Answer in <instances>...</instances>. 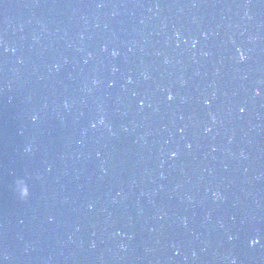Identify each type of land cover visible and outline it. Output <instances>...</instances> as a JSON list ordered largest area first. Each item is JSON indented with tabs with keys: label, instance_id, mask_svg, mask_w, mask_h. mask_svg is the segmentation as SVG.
Here are the masks:
<instances>
[{
	"label": "water",
	"instance_id": "obj_1",
	"mask_svg": "<svg viewBox=\"0 0 264 264\" xmlns=\"http://www.w3.org/2000/svg\"><path fill=\"white\" fill-rule=\"evenodd\" d=\"M0 264H264V0H0Z\"/></svg>",
	"mask_w": 264,
	"mask_h": 264
},
{
	"label": "clouds",
	"instance_id": "obj_2",
	"mask_svg": "<svg viewBox=\"0 0 264 264\" xmlns=\"http://www.w3.org/2000/svg\"><path fill=\"white\" fill-rule=\"evenodd\" d=\"M17 192L20 195L21 199H26L29 195V192L27 190V188L20 182H17V186H16Z\"/></svg>",
	"mask_w": 264,
	"mask_h": 264
},
{
	"label": "snow or ice",
	"instance_id": "obj_3",
	"mask_svg": "<svg viewBox=\"0 0 264 264\" xmlns=\"http://www.w3.org/2000/svg\"><path fill=\"white\" fill-rule=\"evenodd\" d=\"M240 58H241V60H243V59H244V57H243L242 55H241V57H240ZM168 99H169V100H171V99H172V96H171V95H169V96H168ZM240 111H241V112H243V111H244V109H243V108H241V109H240ZM251 243L255 244V243H258V241H257V240H252V241H251Z\"/></svg>",
	"mask_w": 264,
	"mask_h": 264
}]
</instances>
